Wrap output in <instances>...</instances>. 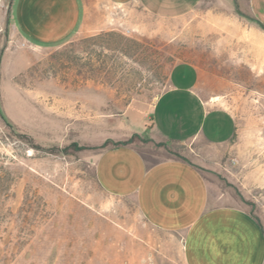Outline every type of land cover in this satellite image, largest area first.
Returning <instances> with one entry per match:
<instances>
[{
	"label": "rangeland",
	"instance_id": "1",
	"mask_svg": "<svg viewBox=\"0 0 264 264\" xmlns=\"http://www.w3.org/2000/svg\"><path fill=\"white\" fill-rule=\"evenodd\" d=\"M86 2L90 28L37 46L18 31L14 0H0V109L13 125L0 116V264H182L179 238L103 192L94 165L96 145L133 106L136 142L158 157L185 151L144 116L179 61L234 111L235 142L211 148L226 152L233 181L211 177L264 225V26L220 0L176 18L134 0Z\"/></svg>",
	"mask_w": 264,
	"mask_h": 264
},
{
	"label": "crops",
	"instance_id": "2",
	"mask_svg": "<svg viewBox=\"0 0 264 264\" xmlns=\"http://www.w3.org/2000/svg\"><path fill=\"white\" fill-rule=\"evenodd\" d=\"M134 1L153 15L176 18L205 0ZM220 1L264 26V0ZM13 16L19 33L37 46L62 42L91 27L86 0H14ZM133 109L117 118L96 145L95 177L101 190L133 200L151 226L175 234L182 264H264L263 223L211 177L223 174L233 181L222 169L226 152L211 148L232 145L238 121L233 110L205 97L199 67L176 62L152 114L144 115L156 136L186 145L180 155L158 157L147 151L155 148L145 139H140L144 146L136 142V127L142 123L133 117Z\"/></svg>",
	"mask_w": 264,
	"mask_h": 264
},
{
	"label": "trees",
	"instance_id": "3",
	"mask_svg": "<svg viewBox=\"0 0 264 264\" xmlns=\"http://www.w3.org/2000/svg\"><path fill=\"white\" fill-rule=\"evenodd\" d=\"M0 116L4 119V121L9 125L13 126L6 114L0 109Z\"/></svg>",
	"mask_w": 264,
	"mask_h": 264
}]
</instances>
